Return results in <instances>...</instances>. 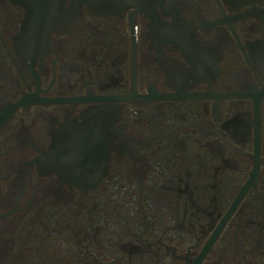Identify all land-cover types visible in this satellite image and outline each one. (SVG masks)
Returning a JSON list of instances; mask_svg holds the SVG:
<instances>
[{
	"label": "flooded vegetation",
	"instance_id": "obj_1",
	"mask_svg": "<svg viewBox=\"0 0 264 264\" xmlns=\"http://www.w3.org/2000/svg\"><path fill=\"white\" fill-rule=\"evenodd\" d=\"M0 264H264V0H0Z\"/></svg>",
	"mask_w": 264,
	"mask_h": 264
}]
</instances>
